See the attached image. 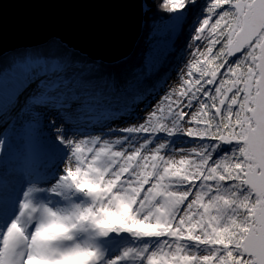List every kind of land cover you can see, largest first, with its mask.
I'll use <instances>...</instances> for the list:
<instances>
[{"label":"snow or ice","instance_id":"6c2138e0","mask_svg":"<svg viewBox=\"0 0 264 264\" xmlns=\"http://www.w3.org/2000/svg\"><path fill=\"white\" fill-rule=\"evenodd\" d=\"M157 7L146 46L0 83V264H264V0Z\"/></svg>","mask_w":264,"mask_h":264},{"label":"water","instance_id":"95a60500","mask_svg":"<svg viewBox=\"0 0 264 264\" xmlns=\"http://www.w3.org/2000/svg\"><path fill=\"white\" fill-rule=\"evenodd\" d=\"M142 27V0H5L0 59L59 38L92 55L116 59L135 48Z\"/></svg>","mask_w":264,"mask_h":264},{"label":"trees","instance_id":"16d2710c","mask_svg":"<svg viewBox=\"0 0 264 264\" xmlns=\"http://www.w3.org/2000/svg\"><path fill=\"white\" fill-rule=\"evenodd\" d=\"M143 6L148 7V11L145 12L143 9V33L140 36L137 43H141L146 46L148 34L152 31L151 23L153 19L159 18L160 16H164L165 13L159 11L157 5L159 4V0H142ZM145 21H147V26H145ZM53 42V41H52ZM48 43L46 46L41 49H36L35 51H31L28 53L25 52H15L11 53L0 59V80L10 81L14 78V68L13 66H18L19 63H22L26 57L31 56L33 59L40 58L41 56L47 55V48L52 43ZM137 45V44H136ZM180 51L178 49L175 50L174 56L177 55ZM174 56L170 59V65L174 58ZM6 76V77H5ZM4 78V79H3Z\"/></svg>","mask_w":264,"mask_h":264},{"label":"rangeland","instance_id":"374dc122","mask_svg":"<svg viewBox=\"0 0 264 264\" xmlns=\"http://www.w3.org/2000/svg\"><path fill=\"white\" fill-rule=\"evenodd\" d=\"M142 33H143V31H142ZM142 33H141V35H142ZM190 43H192V41L187 39V34H184L183 36H180L178 38L177 43H176V49H178L180 52L177 55H175V56L173 55L174 58H173V60L171 62V65H170L171 69H176L177 67H183V61H184V59L188 58L187 54L189 52V49H188V47L186 45L190 44ZM13 68H14V71H13L14 77L22 71V69L20 67H18V66L14 65ZM172 76H173V80H175V76H176L175 71L172 72ZM173 80L169 81L170 85L173 83ZM4 81L5 80H0V83H2Z\"/></svg>","mask_w":264,"mask_h":264},{"label":"bare ground","instance_id":"6f19581e","mask_svg":"<svg viewBox=\"0 0 264 264\" xmlns=\"http://www.w3.org/2000/svg\"><path fill=\"white\" fill-rule=\"evenodd\" d=\"M142 28H143V27H142ZM112 126L115 128V127H122V126H124V125H123V123L121 122V120H120L119 118H117L116 122L113 123Z\"/></svg>","mask_w":264,"mask_h":264}]
</instances>
